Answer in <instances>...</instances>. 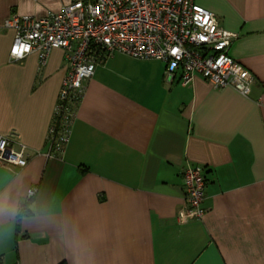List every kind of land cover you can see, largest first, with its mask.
Wrapping results in <instances>:
<instances>
[{"label":"crops","instance_id":"1","mask_svg":"<svg viewBox=\"0 0 264 264\" xmlns=\"http://www.w3.org/2000/svg\"><path fill=\"white\" fill-rule=\"evenodd\" d=\"M66 2L0 0V133L29 159L0 166V264H264V0H196L238 35L230 54L255 77L246 95L200 75L168 81L164 62L117 53L86 82L65 153L51 157L65 53L42 69L38 53L11 61L6 24ZM188 165L205 169L208 211L182 224Z\"/></svg>","mask_w":264,"mask_h":264},{"label":"built area","instance_id":"2","mask_svg":"<svg viewBox=\"0 0 264 264\" xmlns=\"http://www.w3.org/2000/svg\"><path fill=\"white\" fill-rule=\"evenodd\" d=\"M6 26L16 32L11 61L38 53L42 69L54 49L65 53L68 73L47 137L51 157L65 153L86 82L117 53L162 61L166 79L179 75L184 86L200 75L215 89L232 87L246 95L255 80L230 54L238 35L221 27L216 15L196 0H67L58 12L43 18L15 14ZM28 163L27 146L15 135L0 133V166L25 168ZM183 177L184 203L177 220L200 221L208 211L205 169L188 165ZM37 192L31 188L28 199Z\"/></svg>","mask_w":264,"mask_h":264},{"label":"trees","instance_id":"3","mask_svg":"<svg viewBox=\"0 0 264 264\" xmlns=\"http://www.w3.org/2000/svg\"><path fill=\"white\" fill-rule=\"evenodd\" d=\"M23 214L21 213L20 215H19V218L22 216ZM1 262V261H0ZM61 264H67L66 262H63V263H61Z\"/></svg>","mask_w":264,"mask_h":264},{"label":"snow or ice","instance_id":"4","mask_svg":"<svg viewBox=\"0 0 264 264\" xmlns=\"http://www.w3.org/2000/svg\"><path fill=\"white\" fill-rule=\"evenodd\" d=\"M205 22L207 23V20H205Z\"/></svg>","mask_w":264,"mask_h":264}]
</instances>
